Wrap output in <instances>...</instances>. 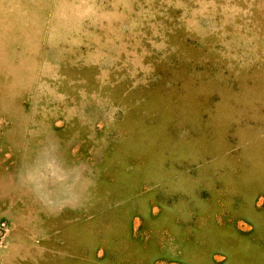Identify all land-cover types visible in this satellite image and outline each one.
Returning a JSON list of instances; mask_svg holds the SVG:
<instances>
[{
	"label": "rangeland",
	"instance_id": "obj_1",
	"mask_svg": "<svg viewBox=\"0 0 264 264\" xmlns=\"http://www.w3.org/2000/svg\"><path fill=\"white\" fill-rule=\"evenodd\" d=\"M0 264H264V0H0Z\"/></svg>",
	"mask_w": 264,
	"mask_h": 264
}]
</instances>
